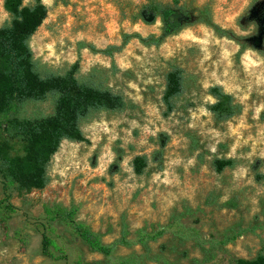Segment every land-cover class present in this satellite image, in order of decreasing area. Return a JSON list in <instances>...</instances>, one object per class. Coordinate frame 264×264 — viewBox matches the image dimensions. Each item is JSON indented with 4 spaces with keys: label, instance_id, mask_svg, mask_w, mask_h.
<instances>
[{
    "label": "rangeland",
    "instance_id": "374dc122",
    "mask_svg": "<svg viewBox=\"0 0 264 264\" xmlns=\"http://www.w3.org/2000/svg\"><path fill=\"white\" fill-rule=\"evenodd\" d=\"M40 2L45 15L28 39L37 73L62 74L76 61L78 80L119 94L123 106L81 119L84 139L59 142L41 187H9L13 209L0 204V264L63 262L39 253V232L28 224L53 204L74 206L78 221L113 243L103 256L56 224L66 264L76 255L82 264H234L264 255V34L253 46L264 0ZM147 5L157 7L152 15L141 11ZM165 9L179 14L181 27L162 36ZM8 20L0 0V24ZM171 67L181 69L183 87L164 113ZM210 86L238 102L240 112L216 121ZM52 100H26L9 117L47 115ZM0 152L23 153L4 117ZM215 159L231 163L216 171ZM156 230L142 244L116 241Z\"/></svg>",
    "mask_w": 264,
    "mask_h": 264
},
{
    "label": "trees",
    "instance_id": "16d2710c",
    "mask_svg": "<svg viewBox=\"0 0 264 264\" xmlns=\"http://www.w3.org/2000/svg\"><path fill=\"white\" fill-rule=\"evenodd\" d=\"M1 6L9 20L0 24V117H4L8 136L23 144L21 155L0 152V204L4 211L10 212L13 209L8 201L11 185L14 184L18 190L41 187L45 181V166L59 142L63 139L83 140L79 121L95 110L119 109L123 106V100L108 88L99 87L90 80H78L75 76L76 61L62 74L40 76L35 70L28 39L44 18V5L40 0H32L30 4H23L22 0H1ZM156 9L154 5H147L141 11L152 15ZM178 15L173 9L162 12V36L181 27L179 20H176ZM182 87L181 69L171 67L165 73L161 93L164 113L172 109L173 99L179 95ZM208 93L213 97L208 109L216 121L226 120L240 112V104L217 86H210ZM47 95L53 97L51 113L35 118L9 117L18 104L26 100H42ZM230 163V159H215L213 164L215 170L220 171ZM142 165V158L136 156L133 159L134 171L139 172ZM25 219H28L27 216ZM28 224L39 232V253L47 258L61 259V264H66V254L55 241L56 224L68 229L87 249L103 256L112 252V242L102 243L86 224L75 218L74 206L45 205L40 216L29 220ZM159 232L138 231L133 239L120 236L116 241L142 244L152 240ZM72 264H82L81 257L76 255ZM234 264H264V255L258 254L248 261L238 259Z\"/></svg>",
    "mask_w": 264,
    "mask_h": 264
},
{
    "label": "water",
    "instance_id": "95a60500",
    "mask_svg": "<svg viewBox=\"0 0 264 264\" xmlns=\"http://www.w3.org/2000/svg\"><path fill=\"white\" fill-rule=\"evenodd\" d=\"M249 16L250 17H254L255 16V11L251 10ZM259 23H260L259 31H258L257 35L254 37V39H255V41L253 42V46L254 47H258L259 46V41H260L261 34H264V14L259 19Z\"/></svg>",
    "mask_w": 264,
    "mask_h": 264
}]
</instances>
